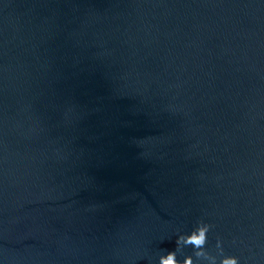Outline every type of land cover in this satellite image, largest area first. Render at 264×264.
<instances>
[{
	"label": "water",
	"instance_id": "water-1",
	"mask_svg": "<svg viewBox=\"0 0 264 264\" xmlns=\"http://www.w3.org/2000/svg\"><path fill=\"white\" fill-rule=\"evenodd\" d=\"M201 218L264 264V0H0V264H158Z\"/></svg>",
	"mask_w": 264,
	"mask_h": 264
},
{
	"label": "clouds",
	"instance_id": "clouds-1",
	"mask_svg": "<svg viewBox=\"0 0 264 264\" xmlns=\"http://www.w3.org/2000/svg\"><path fill=\"white\" fill-rule=\"evenodd\" d=\"M214 225L207 223L204 219H198L190 233L178 232L175 239V249L161 254L158 264H239L240 258L233 255H226L223 241L216 238L213 251L206 247L208 244L209 231ZM192 248V253L185 255V248ZM178 255L184 258L178 259Z\"/></svg>",
	"mask_w": 264,
	"mask_h": 264
}]
</instances>
